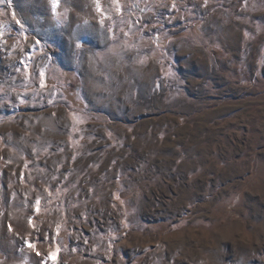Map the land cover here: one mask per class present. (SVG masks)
Segmentation results:
<instances>
[{
  "label": "rangeland",
  "instance_id": "1",
  "mask_svg": "<svg viewBox=\"0 0 264 264\" xmlns=\"http://www.w3.org/2000/svg\"><path fill=\"white\" fill-rule=\"evenodd\" d=\"M0 264H264V0H0Z\"/></svg>",
  "mask_w": 264,
  "mask_h": 264
},
{
  "label": "snow or ice",
  "instance_id": "2",
  "mask_svg": "<svg viewBox=\"0 0 264 264\" xmlns=\"http://www.w3.org/2000/svg\"><path fill=\"white\" fill-rule=\"evenodd\" d=\"M53 2V8L57 7V0H52ZM17 23H19V21H17ZM29 247H33V245L29 244Z\"/></svg>",
  "mask_w": 264,
  "mask_h": 264
},
{
  "label": "bare ground",
  "instance_id": "3",
  "mask_svg": "<svg viewBox=\"0 0 264 264\" xmlns=\"http://www.w3.org/2000/svg\"><path fill=\"white\" fill-rule=\"evenodd\" d=\"M52 229H53V228L50 227V228L48 229V231H51ZM30 230H31V229H30ZM28 231H29V230H28ZM53 231H54V230H53ZM29 232L32 233V234H34L32 230L29 231ZM44 234H45V233H44ZM45 235H46V234H45ZM39 249H41V248H39Z\"/></svg>",
  "mask_w": 264,
  "mask_h": 264
}]
</instances>
